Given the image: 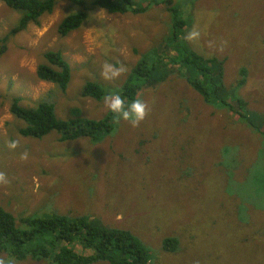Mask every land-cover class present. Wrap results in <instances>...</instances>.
I'll use <instances>...</instances> for the list:
<instances>
[{"label":"rangeland","instance_id":"1","mask_svg":"<svg viewBox=\"0 0 264 264\" xmlns=\"http://www.w3.org/2000/svg\"><path fill=\"white\" fill-rule=\"evenodd\" d=\"M93 1L86 0L88 18L67 36L58 25L82 6L58 0L40 25L30 23L0 52V205L17 219L56 210L128 228L148 247V264H264V0H172L189 24L182 29L190 47L225 60L223 91L213 103L188 86L186 65L175 56L177 73L170 77L171 69L157 64L138 93L135 100L147 105L138 125L114 114L111 132L99 141L61 140L58 131L43 139L23 136L26 122L10 110L14 96L26 106L50 98L62 119H100L110 111L106 98L121 95L142 56L180 54L170 0H132L148 10L125 14ZM21 11L0 0V50ZM48 50H61L70 63L66 91L38 78ZM243 65L248 79L237 87ZM106 66L118 75L106 76ZM88 80L109 95L85 96ZM240 97L247 107L239 111ZM222 101L236 111L226 114L230 105ZM169 236L178 237V250L163 249ZM0 264L50 263L17 261L4 250Z\"/></svg>","mask_w":264,"mask_h":264},{"label":"trees","instance_id":"2","mask_svg":"<svg viewBox=\"0 0 264 264\" xmlns=\"http://www.w3.org/2000/svg\"><path fill=\"white\" fill-rule=\"evenodd\" d=\"M8 7L22 10V14L14 26L1 37L3 52L12 36L28 27L30 23L41 24V17L45 13H52L58 0H1ZM82 6L80 11L68 14L58 25L61 36H67L71 31L81 27L88 18L86 0H69ZM190 0H187V2ZM155 0H151L154 3ZM162 2L157 1V4ZM172 0L167 3L171 12L175 30L171 31L180 51L178 55H169L170 60L162 55L150 56V52L142 56L131 69L129 77L121 86V95L125 97V106L136 99L144 82L150 80L156 72L157 64L168 67L177 73L172 66L174 60L180 59L188 86L197 91L207 104L218 100L224 87V58L218 55L204 56L190 47L182 27H188V22L182 17V10L174 5ZM93 6L106 8L110 13L127 12L142 13L148 10L147 6L140 7L132 4V0H94ZM166 39H164V43ZM182 43V47L180 45ZM167 49L168 46H165ZM155 52L157 46L152 48ZM151 50V51H152ZM183 51V53H181ZM45 62L37 68L38 78L57 84L66 91L71 80V66L61 50H48L44 54ZM241 77L237 87L247 81L248 67H241ZM83 94L97 100H103L109 95V89L98 81L88 80L83 88ZM221 105L230 104L225 101ZM235 105L237 108L247 107V101L240 97ZM228 108L226 114L230 116ZM11 112L26 125L19 128L23 136L43 139L53 131L61 134V140H75L89 137L99 141L112 130L111 119L114 113L111 110L100 119L85 117L59 118L56 114L55 102L48 98L38 101L35 105L22 104V98L14 96L11 100ZM240 116L253 127L255 125L245 112ZM163 249L176 251L179 240L176 236H169L163 240ZM92 249V252H88ZM4 250L17 261L27 259L48 261L50 264H94L99 261L108 264H148L150 251L143 240L132 230L124 227L104 225L102 222L88 215L71 216L56 210L35 212L17 219L14 213L0 205V253Z\"/></svg>","mask_w":264,"mask_h":264},{"label":"clouds","instance_id":"3","mask_svg":"<svg viewBox=\"0 0 264 264\" xmlns=\"http://www.w3.org/2000/svg\"><path fill=\"white\" fill-rule=\"evenodd\" d=\"M108 73L113 76L118 75V72L113 70L111 66H106L105 75L107 76ZM105 103L112 113L117 114L125 121L131 122L133 126L138 125L147 115V105L139 99L133 100L131 104L125 107V97L120 94H112L106 98ZM12 147H15V144Z\"/></svg>","mask_w":264,"mask_h":264}]
</instances>
